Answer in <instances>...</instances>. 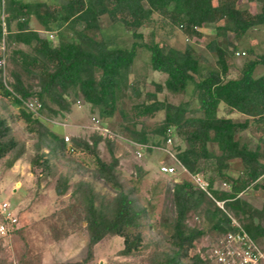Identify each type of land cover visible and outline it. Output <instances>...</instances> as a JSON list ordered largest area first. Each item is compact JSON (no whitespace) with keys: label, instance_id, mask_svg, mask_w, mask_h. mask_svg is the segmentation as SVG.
<instances>
[{"label":"trees","instance_id":"trees-1","mask_svg":"<svg viewBox=\"0 0 264 264\" xmlns=\"http://www.w3.org/2000/svg\"><path fill=\"white\" fill-rule=\"evenodd\" d=\"M249 1L260 2L259 11L253 13L248 8H240L238 0H64L56 3L0 0V43L7 48L18 45L10 52L11 88L5 84L0 67V97L10 98L11 105L18 107L16 114H9L23 122L25 130L35 137L30 171L38 174L36 181L39 182L41 177L57 173V160L66 159L67 167L76 170L70 164L74 161L71 156L86 153L94 160V175L112 190L109 196L100 194L88 180H77L70 185L68 176L58 173L55 192L65 195L70 189L71 200L52 214L55 217L51 230L53 242L83 230L87 237L83 259L86 263L94 259L97 244L114 236L122 238V248L118 250L121 256L134 258L146 246L144 232L155 225L154 206L149 200H140L137 187L121 177L118 157L112 151L117 142L96 131L88 137L72 136L66 142L38 115L44 107L54 114L69 112L68 97L81 96L91 111L97 109L102 118L111 116L121 99L123 83L138 48H144L149 52L150 68L164 73L165 79L162 83L155 82V89L147 91L142 101L133 104L132 111L134 117L152 116L157 111H163L164 116L150 132L143 126L137 127L136 120H132L134 128L129 130V138L163 145L169 134L178 136L184 146H173L177 159L188 172L203 175L210 193L224 200L226 210L190 180L174 182L170 188L173 216L167 221L170 232L162 249L153 252L149 262L208 264L211 261L196 250V242L204 235L214 238L234 230L227 212L264 250V198L260 206H255L241 195L248 188L264 190V177H261L264 173V142H261L264 139V72L254 74L257 67H264V52L247 58L236 76L227 77V49L232 40L238 41L249 29L264 25V0ZM31 12L42 31L30 26ZM103 15L131 34L133 41L129 46L115 44L102 36L99 19ZM149 24L152 30L144 39L139 29ZM204 26H213L215 30L214 38L207 44L216 54L212 65L202 62L189 44L180 49L165 46L156 38L157 31L167 37L177 29L191 39L202 35L198 28ZM43 31L54 32L55 38H49ZM229 33L232 40L228 38ZM4 51L0 50V60ZM32 75L36 76L34 83L27 81ZM188 87L197 101L194 108L186 101L175 104L157 97L164 88L182 92ZM28 98L41 102L36 116L23 104ZM49 103L56 108H51ZM220 105L228 115L239 112L245 117L239 120L219 115ZM247 130L258 135L253 145L243 135ZM102 140L109 146V161L99 155L98 144ZM24 151L25 143L14 135L7 116L0 113V159L12 154L16 160ZM234 161L239 165L236 173L231 171ZM135 170L139 177L145 173L140 165H135ZM218 179L226 183L225 188L215 186ZM191 214L201 217L205 225L190 226ZM17 231L16 226L0 235V254L4 239ZM0 264H3L1 256Z\"/></svg>","mask_w":264,"mask_h":264},{"label":"rangeland","instance_id":"rangeland-1","mask_svg":"<svg viewBox=\"0 0 264 264\" xmlns=\"http://www.w3.org/2000/svg\"><path fill=\"white\" fill-rule=\"evenodd\" d=\"M40 1L56 3L64 0ZM238 6L240 8H248L254 13L259 11L260 2L238 0ZM32 12L30 26L38 28L40 25L34 15H32ZM99 20L102 36L113 40L115 44L121 46H129L131 44L133 37L121 24L111 23L106 15L101 16ZM139 30L143 33L144 39H147L148 34L152 30V25L141 27ZM198 30L202 35L191 39H187L177 29L167 37H163L162 31H157L156 38L160 39L165 46L172 45L180 49L189 44L201 57L202 62L212 65L216 61V54L208 48L207 44L214 38V27L204 26L199 27ZM43 34L48 35V32L43 31ZM228 38L232 40V33L228 34ZM17 47L18 45L13 44L7 48L3 42L0 43V50L4 51L5 49L2 66H0L2 68L1 75L9 88H11L13 80L10 75V71L13 68L10 52L12 48ZM22 48L26 49V47ZM248 49H252V52L249 53ZM227 50V77H234L238 74L240 67L247 58L264 52V25L249 29L238 41L232 40V44L228 46ZM236 50L244 51L245 53L236 55ZM262 72H264V67H257L254 74L257 75ZM164 79V73L150 68L149 52L144 48H138L128 78L123 83L121 99L111 116L100 117L98 110L94 109L91 111L81 96L68 97L71 104L69 112L54 114L51 110L44 107L38 114L41 121L50 130L63 138L65 135H68L69 139L72 136L88 137L93 131L86 125L91 124L93 116L100 118L104 126L116 134V137L111 139L117 142L116 146H113L112 151L118 157V169L121 172V177L128 184L137 187L140 200H149L154 206L155 225L153 229L144 232L143 243L146 246L128 264H151L148 260L150 255L162 249V244L170 232L167 222L173 216L170 188L176 181L190 180L189 175L179 168L173 174L159 171V166L162 162L170 161L163 151L159 149L143 150L142 155L137 157L128 141L129 130L134 128L132 120H136L137 127L143 126L148 132L161 123L164 116L163 111H157L152 116L134 117L132 105L142 101L147 91H153L155 82L162 83ZM35 80L36 76L32 75L27 81L34 83ZM157 97L175 104L186 101L190 108L197 106L196 99L191 95L190 87L182 92H171L164 88L157 93ZM3 104L6 105L5 109H3ZM49 105L51 108H56L54 104L49 103ZM17 112L18 107L11 105L10 98L0 97V113L7 116L14 135L25 143V151L21 157L15 160L12 154H9L0 159V198L8 201L10 205L12 203L16 205L13 207V211L18 216L17 227L19 228V231L14 235L4 239V249L0 254L3 264H99L100 260H103L104 264H126L122 261L123 257L118 254V250L122 248V238L119 236L103 240L96 245L94 248L95 262L93 263L83 261L87 250V237L83 230L80 229L75 239H71L63 245L56 246L61 241L57 242V244L53 242L51 230L53 224H55V217L52 214L71 200L70 189L65 195H58L55 192L54 186L58 173L67 175L70 185L77 180H88L100 194L109 196L112 194V190L103 180L94 175V160L86 153L71 156L74 161L70 164L76 170H71L67 167L66 159H60L56 161L57 173L46 178L41 177L39 182H37L38 174L31 172L29 168V159L33 154L35 137L25 130L23 122L9 114H16ZM123 113L127 116L124 117ZM225 113V107L220 105L218 114L223 115ZM243 118V115L234 113V119L241 120ZM243 135L250 140L252 145L256 142L258 136L252 130L245 131ZM105 138L108 137L105 136ZM150 139L152 140L151 137ZM66 142H69V140ZM261 142L263 143L264 139ZM175 144L184 146V143L176 135L173 136L171 147L174 148ZM210 146L212 148L215 147L213 144ZM98 151L102 159L106 161L111 159L110 149L105 140L99 142ZM135 165H140L145 171L141 177L136 175ZM238 167V163L234 161L231 171L236 173ZM215 186L219 188L225 187L219 179L215 182ZM242 197L249 199L255 206H260L264 198V190L248 188L242 193ZM188 223L190 226L201 227L205 225L203 219L196 217L195 214L189 216ZM212 239L211 236L204 235L196 242V250L203 251ZM208 264L214 263L209 262Z\"/></svg>","mask_w":264,"mask_h":264},{"label":"built area","instance_id":"built-area-1","mask_svg":"<svg viewBox=\"0 0 264 264\" xmlns=\"http://www.w3.org/2000/svg\"><path fill=\"white\" fill-rule=\"evenodd\" d=\"M49 38H54V32H48ZM3 47V46H2ZM236 55L244 54V51H235ZM3 59V58H2ZM0 60V66H2L3 60ZM25 107L35 114L41 108V102L36 98H28L23 101ZM92 131H96L103 136H107L110 139L116 137L115 133H112L106 128L103 122L98 117L91 118V124L86 125ZM64 139L69 140V136L65 135ZM130 145L134 149L135 156L140 157L143 150L146 148L159 149L168 156L169 162L164 161L159 166V171L167 174H173L177 172L179 168L184 173H187L190 177V181L197 188H200L207 192V194L214 200V202L224 209V200H218L212 196L208 189V181L203 177L201 173H190L186 170L183 164L177 159L175 151L171 147L173 136L168 135L166 142L163 145H154L150 143H141L128 139ZM264 177V173L261 175ZM222 185L226 187V183L222 182ZM223 187V188H225ZM226 211V210H225ZM231 219V224L235 227L234 230L228 231L220 236H215L207 245L204 254L201 250L198 251L209 259L214 264H264V250L261 249L259 244L248 234L239 221L228 213ZM0 235L9 233L11 229H14L18 225V216L13 211L12 206L5 199L0 198Z\"/></svg>","mask_w":264,"mask_h":264},{"label":"crops","instance_id":"crops-1","mask_svg":"<svg viewBox=\"0 0 264 264\" xmlns=\"http://www.w3.org/2000/svg\"><path fill=\"white\" fill-rule=\"evenodd\" d=\"M35 29H38L39 31H42L41 30V28L40 27H36ZM234 113H236V114H240V115H243L244 117H245V115L244 114H242V113H239V112H231L229 115L228 114H223V115H225V116H230V117H233L234 118ZM258 190H262V189H258ZM242 195V194H241ZM244 198V197H243ZM247 201H249V202H251L249 199H247V198H245ZM252 203V202H251ZM77 235V233H75V234H73V235H71V236H69L68 238H66V239H63L61 242H59L56 246H58V245H63L65 242H67V241H70L71 239H75V236ZM55 246V247H56ZM57 248V247H56ZM56 248H55V251H56ZM121 256V255H120ZM123 257V259H122V261L124 262V263H126V264H128V262L129 261H131L133 258H131V257H125V256H122ZM99 260V259H98ZM93 262H95V260L93 259L92 260V262H89V263H93ZM80 264V263H79ZM82 264V263H81ZM99 264H104V261L103 260H100L99 261Z\"/></svg>","mask_w":264,"mask_h":264},{"label":"water","instance_id":"water-1","mask_svg":"<svg viewBox=\"0 0 264 264\" xmlns=\"http://www.w3.org/2000/svg\"><path fill=\"white\" fill-rule=\"evenodd\" d=\"M36 116V115H35Z\"/></svg>","mask_w":264,"mask_h":264}]
</instances>
